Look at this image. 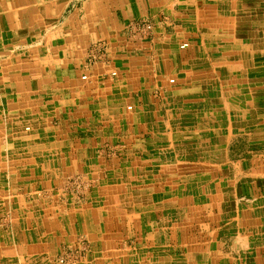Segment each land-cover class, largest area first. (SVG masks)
<instances>
[{
  "label": "crops",
  "instance_id": "obj_1",
  "mask_svg": "<svg viewBox=\"0 0 264 264\" xmlns=\"http://www.w3.org/2000/svg\"><path fill=\"white\" fill-rule=\"evenodd\" d=\"M81 241L264 264V0H0V264Z\"/></svg>",
  "mask_w": 264,
  "mask_h": 264
},
{
  "label": "built area",
  "instance_id": "obj_2",
  "mask_svg": "<svg viewBox=\"0 0 264 264\" xmlns=\"http://www.w3.org/2000/svg\"><path fill=\"white\" fill-rule=\"evenodd\" d=\"M210 1H217V0H210ZM140 26L141 28H143V30H146V31L152 29V26L150 24H144ZM187 46H188V43H183L181 45V48H185ZM115 74L116 73L113 72V75ZM171 82H174V79H171ZM26 129H29V127H27ZM88 186H89L88 182L84 181L80 177H76L68 182L67 190L75 193L77 197H81L83 196V192L88 188ZM86 248H87V244L84 241H81L80 248H67L58 257L57 261L60 264H80L83 252H85Z\"/></svg>",
  "mask_w": 264,
  "mask_h": 264
},
{
  "label": "rangeland",
  "instance_id": "obj_3",
  "mask_svg": "<svg viewBox=\"0 0 264 264\" xmlns=\"http://www.w3.org/2000/svg\"><path fill=\"white\" fill-rule=\"evenodd\" d=\"M144 24H150V23H146V22H143V21H142V22H140V21H139V22H135L134 24L131 25V28L134 27V26H136V29H135L136 33L141 32V33H143V35H144V34H147L146 32H149V33H150V31H151L152 29L146 31V30H143V28H141L140 25H144ZM150 25L152 26V24H150ZM137 26L140 27V28H138ZM144 29H145V28H144ZM169 82H170V83H174L175 80H174V82H171V79H169Z\"/></svg>",
  "mask_w": 264,
  "mask_h": 264
}]
</instances>
